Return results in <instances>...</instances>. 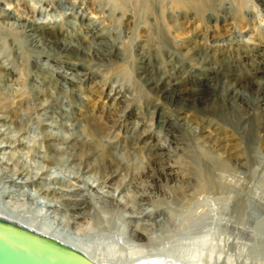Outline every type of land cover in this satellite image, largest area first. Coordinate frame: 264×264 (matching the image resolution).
I'll return each mask as SVG.
<instances>
[{
    "label": "rangeland",
    "instance_id": "1",
    "mask_svg": "<svg viewBox=\"0 0 264 264\" xmlns=\"http://www.w3.org/2000/svg\"><path fill=\"white\" fill-rule=\"evenodd\" d=\"M144 1L0 0V210L102 257L264 264V0ZM81 66L68 95L45 76ZM168 79L187 92L160 100Z\"/></svg>",
    "mask_w": 264,
    "mask_h": 264
},
{
    "label": "bare ground",
    "instance_id": "2",
    "mask_svg": "<svg viewBox=\"0 0 264 264\" xmlns=\"http://www.w3.org/2000/svg\"><path fill=\"white\" fill-rule=\"evenodd\" d=\"M133 1V0H132ZM135 1V0H134ZM136 1H140V0H136ZM143 1V0H141ZM166 4L169 3L171 5V9L172 8H180V9H192L193 7H196V8H200V10L202 9H205L207 8V0H166ZM144 2H147L146 4H144V8L146 9L145 10V13L148 17H152L154 19L155 22H157V19L154 17V13H153V10H152V5L153 3L150 1V0H145ZM202 4H206V6L204 7H201ZM162 5H163V2H162ZM7 12V11H6ZM121 16L122 18L127 22H130L132 20V16L129 15V13H127V11H125L123 8H121ZM121 19V18H120ZM68 25V24H67ZM84 27V26H82ZM88 27V26H87ZM65 28V27H64ZM86 28V27H85ZM89 28V27H88ZM149 27H145V30H149L148 29ZM40 29V28H39ZM84 29V28H82ZM22 30V29H21ZM49 31V30H48ZM84 31V30H83ZM63 28L60 29V30H51L49 31V36H52V38H62L64 36V33H63ZM67 32V31H66ZM86 32V31H85ZM81 33V32H80ZM41 34V33H40ZM82 34V33H81ZM28 36V35H27ZM81 37H79L80 39ZM84 39L86 40H95L94 42L96 41H99L101 43H105L106 44H109V47H107L108 49L106 50H103V51H99V50H96L95 51L97 52L96 55H98L99 58H101L103 61H105L104 63L107 64L106 62H110V63H119L120 65V62L124 61V58H123V54H122V51L121 49L117 46L118 44H116V41H115V38H114V35L113 33L109 32V31H95L93 29H89L86 33V35H84ZM83 39V40H84ZM118 39V38H117ZM84 40V41H85ZM86 40V41H87ZM58 42V41H57ZM74 42V41H73ZM72 42V43H73ZM18 43V42H17ZM56 43V42H55ZM66 43V42H65ZM163 43V42H161ZM69 44V43H68ZM89 44V43H88ZM164 44V43H163ZM79 45V44H78ZM77 45V46H78ZM75 46V44H74ZM74 46H72L71 44L69 45H65L63 44V47H62V51L65 52V53H69V54H72L70 52H75L79 59L80 58H85L87 55L86 53L88 52H85V51H82L83 49H80V48H74ZM165 46V45H164ZM163 46V47H164ZM88 47V46H87ZM85 48V47H84ZM86 49V48H85ZM101 49V48H100ZM94 51V50H93ZM90 52V50H89ZM90 56V55H88ZM87 56V57H88ZM95 56V55H94ZM68 57V56H67ZM75 57V56H74ZM96 57V56H95ZM92 58V57H91ZM82 60V59H81ZM100 60V61H102ZM77 61V60H76ZM87 62V61H86ZM40 63V62H39ZM54 64V63H53ZM102 64V63H101ZM55 65V64H54ZM104 65V64H103ZM108 65V64H107ZM60 66V65H59ZM63 66V65H62ZM77 66V65H76ZM37 67V66H36ZM85 66H81V70L85 73L83 78L81 79V82L80 81H74L72 80L73 76H71L72 78L71 79H68L70 81V83H68L66 81V76L64 74H59L58 76L57 75H54L52 73H50V75L47 73L45 74V76H47L48 78V81L51 83V85H53L54 87H58L60 90H62V93L67 94V91L65 90L64 88V85L65 84H68L70 85L71 87L73 88H77L78 86H80V84H87L89 81H91L93 78H95L96 76H94V74H92V70L89 68L88 66V70L84 69ZM34 68V67H33ZM44 68V67H43ZM87 68V67H86ZM69 71V70H68ZM39 72V71H38ZM41 72V71H40ZM70 72V71H69ZM81 72V71H80ZM17 73V72H16ZM15 74V72L12 73V75ZM70 74V73H69ZM83 75V74H82ZM96 75V74H95ZM69 77V76H68ZM209 77V76H208ZM43 78V77H42ZM207 78V77H206ZM211 78V77H210ZM46 79V78H45ZM78 79V78H77ZM211 79H205L203 83H207L210 81ZM97 81V80H96ZM93 83V82H92ZM95 83V82H94ZM49 84V83H48ZM150 87H153V90L156 94L157 97H159V99H163V100H174L176 97L178 96H175V93L176 91H179V92H187L186 91V88L184 89L183 87L179 86L178 85V81H175V80H172V79H168L166 80L164 83H162L161 85H155L154 83H148ZM157 84V83H156ZM180 84V83H179ZM90 85V84H89ZM50 86V84H49ZM48 86V87H49ZM84 86V85H83ZM184 86V85H183ZM82 88V87H81ZM182 89V90H181ZM73 91V90H72ZM76 91V90H75ZM178 92V93H179ZM187 96V95H185ZM184 96V97H185ZM191 96V95H189ZM183 97V96H182ZM155 99V98H154ZM156 101V100H155ZM159 102V101H157ZM155 106V105H154ZM160 104H157L155 106V108L159 107ZM81 110V109H80ZM158 110V109H157ZM163 116V117H162ZM165 115H160L159 114V119L160 121H162L164 124H168L167 121H164L163 119L166 120V118L164 117ZM90 134H92V131H90ZM92 137V136H91ZM146 143V142H145ZM15 154V153H14ZM79 208V207H78ZM84 209L86 208H83L81 209V211H83ZM75 210V209H74ZM76 213L80 214V208L78 210L75 211ZM81 215V214H80ZM77 218H80V217H77ZM0 221H3V222H6V223H10L12 225H16V226H20L22 228H25V229H28V230H33V231H36L38 233H41V234H44V235H47L51 238H54V239H57L58 241L60 242H63L65 244H67L68 246L76 249V251H78L79 253H82L83 255H85L88 259L92 260L93 262L95 263H98V264H195V263H191L190 261L189 262H185L183 261L182 259H178V258H174V257H169L167 255H147L145 254V256L143 255H139L137 256L136 258H131L130 260H121V259H115L113 258L112 254L108 255V256H105V257H102L101 255H99L97 253L96 250H93L92 248H90L89 246L87 245H84L82 243H78L74 240H71L69 239L68 237H66L65 235L63 234H59L51 229H45L44 226L42 225H37L36 223L30 221V220H24V219H21L20 217H17L15 215H12V214H8V213H5L3 211L0 210ZM49 228V227H48ZM138 238L143 240L144 238H146V235L142 232H138ZM136 236V237H137Z\"/></svg>",
    "mask_w": 264,
    "mask_h": 264
},
{
    "label": "water",
    "instance_id": "3",
    "mask_svg": "<svg viewBox=\"0 0 264 264\" xmlns=\"http://www.w3.org/2000/svg\"><path fill=\"white\" fill-rule=\"evenodd\" d=\"M0 264H98L47 235L0 221Z\"/></svg>",
    "mask_w": 264,
    "mask_h": 264
}]
</instances>
